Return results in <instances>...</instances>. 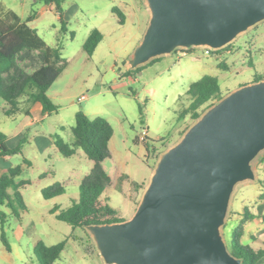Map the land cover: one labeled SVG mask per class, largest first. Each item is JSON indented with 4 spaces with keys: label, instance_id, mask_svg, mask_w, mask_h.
Wrapping results in <instances>:
<instances>
[{
    "label": "rangeland",
    "instance_id": "1",
    "mask_svg": "<svg viewBox=\"0 0 264 264\" xmlns=\"http://www.w3.org/2000/svg\"><path fill=\"white\" fill-rule=\"evenodd\" d=\"M112 7L128 18L125 24L119 23ZM61 10L65 31L61 30L58 13L41 1L0 0V16L11 22L15 17L24 19L34 14L32 24L37 34L47 45H59L61 57L67 62L47 90L50 100L58 106L57 112L27 128L22 153L11 160L14 166L22 165L16 180L28 183L17 189L19 199L12 191L8 207L0 209V213L5 214L4 232L11 246V252H7L0 240V264H38L33 253L37 239L47 245L65 240V247L54 264H104L85 227H73L50 213L52 208H57L55 213L59 212L78 199L79 183L93 164L80 148H76L71 157H64L55 145L45 147L41 142L42 137L50 133L72 146L77 111H83L90 119L101 116L113 128L110 156L101 162L111 182L102 197H107L108 203L125 219L133 215L160 153L173 145L195 121L189 116L179 118L180 111L191 101V97L185 95L188 85L205 74L213 75L218 78L224 95L241 84L264 78V21L238 35L221 52L211 50L206 55L203 48H194L201 65L194 73L189 72L186 64L177 71L168 70L175 53L183 52L177 49L170 57L161 56L141 66L135 76H123L127 70L126 60L141 39L149 19L143 0H64ZM93 28L102 32L103 39L89 56L82 44ZM24 58L18 64L27 73L41 64L36 51ZM221 63L224 66L219 67ZM82 94L86 97L78 100ZM4 103L0 98V132L11 137L10 146H16L20 141L14 135L30 120L26 113L34 103L19 105L20 113L14 118L3 115ZM2 127L8 132L2 131ZM142 130L147 132L144 141L135 142ZM151 146L156 150L152 152ZM23 158L31 163H22ZM252 167L256 180L238 183L232 194L222 228L226 243L233 229L231 220L238 213L236 206L248 196H255L261 188L264 151L254 158ZM56 182L61 183L65 192L44 199L41 189ZM134 183L137 187H133ZM28 227L31 233L27 232Z\"/></svg>",
    "mask_w": 264,
    "mask_h": 264
},
{
    "label": "water",
    "instance_id": "2",
    "mask_svg": "<svg viewBox=\"0 0 264 264\" xmlns=\"http://www.w3.org/2000/svg\"><path fill=\"white\" fill-rule=\"evenodd\" d=\"M143 2L149 19L128 70L177 49L220 50L264 21V0ZM261 151L264 78L222 95L160 153L131 217L85 226L104 264H242L222 228Z\"/></svg>",
    "mask_w": 264,
    "mask_h": 264
},
{
    "label": "trees",
    "instance_id": "3",
    "mask_svg": "<svg viewBox=\"0 0 264 264\" xmlns=\"http://www.w3.org/2000/svg\"><path fill=\"white\" fill-rule=\"evenodd\" d=\"M36 1L43 2L49 10L54 9L58 13L61 30L65 31V22L61 10V4L64 0ZM112 12L116 13L119 23L123 24L124 14L116 7H112ZM14 19L15 21L11 22L10 19L0 16V98L8 105V108L4 109L3 112L7 116H12L20 111L18 106L22 103L38 102L42 105L43 114L51 115L57 112L58 106L50 100L47 90L65 69L67 62L61 57L60 46L47 45L37 34L35 28L31 26L34 14H29L24 19L18 17ZM102 39V32L97 28H93L82 44L83 51L91 56ZM227 48L228 46L215 52H221ZM193 50L194 48L181 49L180 51L190 53ZM33 51L38 53L41 64L30 73H27L19 66L18 62L25 59L24 57ZM159 59L155 58L151 62ZM219 65V67L224 66L222 63ZM140 69L141 67L134 70L127 69L123 76H135ZM185 95H189L191 101L186 108L180 111L179 118L183 119L189 116L191 120H196L203 111L202 106L208 107L213 101L221 98L222 91L218 78L205 74L188 85ZM72 133L74 135L72 146L65 143L58 136L52 137L53 144L59 153L64 157H71L75 154L76 148H80L93 164L79 183L78 199L73 201L68 208L61 209L59 212L55 213L57 208H52L50 213L55 214L56 219L73 227H85L89 224L124 220L118 215V211L108 203V198L102 197L103 192L110 186L111 182V177L101 164L105 158L110 156L109 141L113 136L111 124L101 116L90 119L83 111H77L74 114ZM137 140V138L134 139L135 142ZM5 141V134L0 132V157L22 153L21 144L25 141V138H22L20 143L13 148L7 147ZM145 148L149 151L148 146ZM155 150L151 146V151ZM22 163L28 165L30 161L23 158ZM21 171L22 165L17 164L0 176V205H9L11 195L8 189L13 191L12 195L16 199H19L17 189L28 183L25 180H16ZM259 183L262 188L260 199H263L264 177L259 180ZM133 187H137V185L134 183ZM64 192L65 189L61 183L56 182L41 189V196L47 200L60 196ZM22 207L25 209V206ZM4 217L5 214L0 213V240L6 251H10V243L4 232ZM249 218L251 219L249 214L242 217L241 221L231 230L227 243L229 251L241 258L242 264H256L264 256L263 248L253 249L249 245H243L240 242L243 223ZM27 232L31 233L29 227ZM65 243V240H61L55 244L47 245L42 240L37 239L33 244V253L38 264H54L63 251Z\"/></svg>",
    "mask_w": 264,
    "mask_h": 264
},
{
    "label": "crops",
    "instance_id": "4",
    "mask_svg": "<svg viewBox=\"0 0 264 264\" xmlns=\"http://www.w3.org/2000/svg\"><path fill=\"white\" fill-rule=\"evenodd\" d=\"M127 21H128V18L126 19V17H125V23ZM125 23H123V24H125ZM31 26L34 28L32 23H31ZM143 27H144V25H143ZM143 31H144V29L142 30V33H143ZM99 44H98V46H99ZM96 49H95V51H96ZM195 51L196 50H194L190 53H185V52L175 53L174 58L168 63V70H171L172 72L177 71L179 68H183V64H186L187 67H189V69H190L189 72H191V73H194V72L200 70L201 69L200 61H199V58L197 57V55H195ZM94 52H93V54H94ZM167 56L170 57V55H167ZM5 103H4V106L2 108V112L4 109H6L8 107ZM42 110H43L42 105L38 102H35L33 104L32 108H30V111H28V113H26V116L29 117L30 120H26L23 123V125L19 128V130L15 133L14 136L18 141H20L22 138H24V135H25V132L27 131V128L29 126H31L34 122L35 123L41 122V121H43V119L50 116L47 114H43ZM19 113L13 114L12 116H9V117H11V118L17 117L16 115H18ZM3 115L6 116L4 114V112H3ZM185 118H183V119H185ZM7 130L8 129H3V127H2V131H4L5 133L8 132ZM146 135H147V132H146ZM5 136H6L5 144L7 145V147H9V148L15 147V145L10 146L8 143L9 139L11 137L10 136L7 137V134H5ZM52 137L53 136L50 133H48L46 136L42 137L41 142L44 144L45 147H50V146L54 145ZM13 156L14 155H8V156L0 157V176L5 174L9 168L14 166L11 163ZM8 192L11 194L12 190L8 189ZM260 193H261V188L259 189V192L255 194V196H253V195L248 196V199H246L242 203L238 204L236 206L238 213L231 220V227L234 228L241 221L242 217L245 214H249V216H251V219L249 218L248 220H246L243 223V233H242V236L240 238V242L243 243V245H249L253 249H259V248L264 249V199L258 198ZM47 200H49V199H47ZM2 207L7 208L8 204L0 205V209ZM7 252H11V250L7 251ZM256 264H264V256L261 257L257 261Z\"/></svg>",
    "mask_w": 264,
    "mask_h": 264
},
{
    "label": "built area",
    "instance_id": "5",
    "mask_svg": "<svg viewBox=\"0 0 264 264\" xmlns=\"http://www.w3.org/2000/svg\"><path fill=\"white\" fill-rule=\"evenodd\" d=\"M203 50H204V54H206V55H209L212 52L211 49H209V48H203ZM85 97H86V95L82 94L78 98V100H83ZM145 136H146V130H142L141 134L138 137V140L144 141Z\"/></svg>",
    "mask_w": 264,
    "mask_h": 264
}]
</instances>
